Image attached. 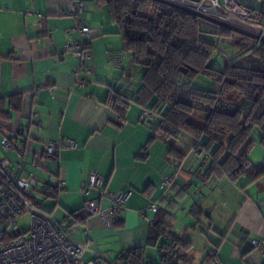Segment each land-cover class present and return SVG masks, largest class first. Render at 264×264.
<instances>
[{"label":"crops","instance_id":"crops-1","mask_svg":"<svg viewBox=\"0 0 264 264\" xmlns=\"http://www.w3.org/2000/svg\"><path fill=\"white\" fill-rule=\"evenodd\" d=\"M83 1L85 8L75 17L70 14L73 0H0V141L7 135L24 146V167L35 176L33 200L61 222L69 223L68 213L82 207L86 197L80 186L93 170L104 176L102 187L129 192L112 226L95 215L75 224L72 232L81 229L75 238L70 234L87 245L85 260L111 261L121 251L145 245L154 215L149 204L158 200V205L167 206L175 194H183L191 177L185 176L186 164L192 167L195 160L189 156L178 170L167 154V144L159 139L149 143L146 158L137 156L152 134L141 121V107L130 102L123 118L107 100L115 90H130L116 63L128 68L131 57L122 50L121 36L105 3ZM238 1L252 10L264 9V0ZM78 19L95 33L88 48L91 58L85 61L91 73L75 76L78 61L64 51V44L80 39L75 29ZM113 53H118L115 61L110 57ZM59 138L74 139L77 145L61 148L56 158L47 156L45 145ZM0 156L14 162L20 154L4 151L0 145ZM171 174H175L173 184L163 194L159 184ZM59 182L63 189H56L55 198L43 195V187H56ZM204 185L206 194L193 203L205 214L193 216L189 212L193 203L187 214L195 219L191 230L199 228V249L186 237L188 232L179 234L192 243L191 263L197 253L199 263L208 264L207 251L214 247L218 264H264V250L250 243L264 237V182L241 189L222 178ZM98 195V189L91 190L90 197ZM183 201H178L177 209ZM101 205L106 207L108 202L103 200Z\"/></svg>","mask_w":264,"mask_h":264},{"label":"trees","instance_id":"trees-1","mask_svg":"<svg viewBox=\"0 0 264 264\" xmlns=\"http://www.w3.org/2000/svg\"><path fill=\"white\" fill-rule=\"evenodd\" d=\"M101 1L117 25L122 50L131 57L128 68L116 63L130 90H115L107 100L123 118L129 103H137L141 121L152 129L137 156L146 158L149 143L156 139L167 144L178 170L189 156L191 161L203 156L193 170L186 168L191 177L183 194H175L167 206L158 205L145 245L121 251L110 262L190 264L192 243L173 230V223L174 210L193 178L201 184L226 178L241 189L264 182V160L254 163L249 156L255 132L264 146V42L155 0ZM252 18L264 24V9H253ZM117 56L110 54L113 61ZM144 110L150 113L147 119L141 117ZM44 189L43 195L55 198ZM189 212L205 214L197 203ZM68 215L72 224L87 221L83 205ZM213 257L217 259L211 247L207 263Z\"/></svg>","mask_w":264,"mask_h":264},{"label":"built area","instance_id":"built-area-1","mask_svg":"<svg viewBox=\"0 0 264 264\" xmlns=\"http://www.w3.org/2000/svg\"><path fill=\"white\" fill-rule=\"evenodd\" d=\"M172 1L264 36V24L254 20L253 10L238 0ZM84 8L83 0H73L70 14L78 17ZM75 29L80 39L65 43L64 51L78 61L75 76L90 74L91 68L85 61L91 58L88 48L95 29L79 19L76 21ZM149 115L150 113L144 110L141 117L147 119ZM0 145L4 151L20 154L19 159L14 162H8L0 156V264H113L109 260L83 258L84 252L88 249L87 245L70 237L75 224L60 222L40 202L33 200L35 176L34 172L27 171L24 167L22 159L25 154L24 146L18 145L7 135L1 138ZM76 145L74 139L59 138L48 141L43 152L53 156L63 147L75 148ZM173 180L174 175L171 174L159 184L163 194L169 190ZM104 182V176L93 170L88 176L87 183L81 184L80 191L86 197L83 211L87 219L97 215L110 227L124 207L129 192L123 190L111 192L102 187ZM62 186L63 182H59L56 187L44 190L51 194L55 193L56 189H63ZM93 189L99 190L98 196L90 197ZM103 200L108 202V206L102 207ZM157 201L149 204V209L153 212L157 210ZM24 214L29 215L27 229L21 228L17 223ZM250 243L259 250H264V237L251 239ZM208 264H218V261L213 257Z\"/></svg>","mask_w":264,"mask_h":264},{"label":"rangeland","instance_id":"rangeland-1","mask_svg":"<svg viewBox=\"0 0 264 264\" xmlns=\"http://www.w3.org/2000/svg\"><path fill=\"white\" fill-rule=\"evenodd\" d=\"M227 50V49H226ZM228 53H230L228 50L226 51ZM148 126V125H146ZM254 137L256 139V143L254 145V147L252 148V150L249 153L250 156V160L254 163H258L261 162L262 160H264V146H262L259 141H258V134L255 132ZM3 152V151H2ZM203 156L201 155L199 158H196L195 163H193L192 167L193 169L198 165V163L202 160ZM174 161V159H172ZM170 161V163H173V161ZM189 164H186V168L187 169H191V167L189 168L188 166ZM188 173L186 172V178H187ZM189 176V175H188ZM190 179V178H189ZM241 183H243L242 178L239 179L238 184L241 185ZM237 187L239 188V186L237 185ZM236 186H234V188H237ZM247 187V186H246ZM256 187V186H255ZM255 187L253 186L252 189L255 190ZM207 191V187L204 184L199 183V181L196 180V178H193V183L191 184V189L189 191V196H187V198L181 203V205L179 206V208L174 212L175 213V222H174V226L173 229L178 233L181 234L183 236H185V233L188 232V236L186 237H191L193 239L194 242V247L195 250L199 249V247L197 246L199 242H201V240L199 239V228L196 231H192V225L193 223H195V219L192 218L190 215L188 214V209L189 206L194 202V201H201L203 198V195L206 194ZM228 194V193H227ZM230 195V194H228ZM231 196V195H230ZM234 194H232L231 199L234 200ZM55 213V212H54ZM54 216H56V214H54ZM57 217V216H56ZM18 225L21 228L27 229L29 226V215L28 214H24L23 216H21L18 220H17ZM80 227H78V230L72 232V236L74 237L77 232H79ZM186 234V235H187ZM195 236H197V238H195ZM75 238V237H74ZM201 238V237H200ZM149 252H154V250L152 248H148ZM87 253L86 252L83 256L84 259H86L87 257ZM198 254L195 253V259L194 262L191 264H200L199 261L201 258L197 257Z\"/></svg>","mask_w":264,"mask_h":264},{"label":"water","instance_id":"water-1","mask_svg":"<svg viewBox=\"0 0 264 264\" xmlns=\"http://www.w3.org/2000/svg\"><path fill=\"white\" fill-rule=\"evenodd\" d=\"M155 1L167 4V5H170V6L185 10V11H188V12H190V13H192V14H194V15H196V16H198V17H200V18H202L208 22H211V23L217 25V26L227 28L229 30L243 34V35L248 36L250 38H253L255 40H259L261 42H264V36L260 35L259 33H256L254 31L247 30V29L242 28L240 26L225 22V21L218 19L216 17H213L211 15L190 9V8L185 7L183 5H180L176 2H173L172 0H155Z\"/></svg>","mask_w":264,"mask_h":264}]
</instances>
